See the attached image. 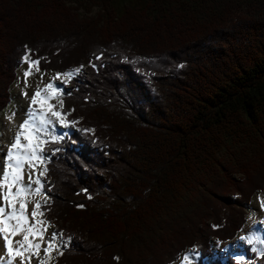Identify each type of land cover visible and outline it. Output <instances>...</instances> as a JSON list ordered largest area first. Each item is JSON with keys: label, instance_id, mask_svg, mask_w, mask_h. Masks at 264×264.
<instances>
[{"label": "trees", "instance_id": "16d2710c", "mask_svg": "<svg viewBox=\"0 0 264 264\" xmlns=\"http://www.w3.org/2000/svg\"><path fill=\"white\" fill-rule=\"evenodd\" d=\"M28 51L84 67L77 129L46 145L56 264H205L238 236L264 190V0H0V114ZM246 253L211 264H264Z\"/></svg>", "mask_w": 264, "mask_h": 264}, {"label": "snow or ice", "instance_id": "6c2138e0", "mask_svg": "<svg viewBox=\"0 0 264 264\" xmlns=\"http://www.w3.org/2000/svg\"><path fill=\"white\" fill-rule=\"evenodd\" d=\"M24 60L39 71V61H32L28 56H25ZM82 67L83 65L58 76L71 77L79 73ZM29 75H32V69L25 72V76ZM60 95L62 92L52 82L33 93L27 118L13 133L3 157V164H0V252L6 253V256H0V264H16L17 260L19 264H31L33 258L37 259V264H45V260L40 258L41 252L49 258L52 252L63 255V249L70 242L71 238L65 240L63 233L48 234L47 227L51 225L42 226L46 222L38 218L44 215L41 208L47 203L44 182L41 179L48 171L46 164L50 160V157L44 155L45 145L59 143L64 138L63 134H52V128L57 123L66 127L77 123L66 120V114L60 110L63 101L59 104L50 102L58 99ZM36 105L40 107L37 108ZM56 151L59 149H53V152ZM25 197L32 199L27 200ZM28 203L33 204L31 212L27 210ZM261 203L264 205V199ZM17 235H20L21 239L14 241L13 237ZM196 256L198 253L193 249L183 255L182 260L192 264ZM239 259L242 260L243 257Z\"/></svg>", "mask_w": 264, "mask_h": 264}, {"label": "rangeland", "instance_id": "374dc122", "mask_svg": "<svg viewBox=\"0 0 264 264\" xmlns=\"http://www.w3.org/2000/svg\"><path fill=\"white\" fill-rule=\"evenodd\" d=\"M97 11H98V7L97 6L93 7L92 10H85L83 8H79V10H77V12L80 14V17H82V18L93 17V16H95L97 14ZM25 56H29L30 60H32V61H39L38 59H33L31 57L29 51H28V53ZM24 57H23V59H22V61L20 63L19 68L17 69L16 80H15V82H14V84L12 86V90H11V101H10L9 105L6 107V109L0 114V134H2L3 127L5 125L6 120L9 118V116L12 115V114H15L16 116L18 115V107H19V95H18V93L22 92V90L25 89L24 82L26 81V77H25L23 72L26 70L27 65L29 64L28 63L24 67V69L22 68V64L24 62ZM38 67H39V71H35V73H34L35 79H38L40 77L43 78L45 76L52 75V74H57V73H66L68 71H73V70H75L77 68H80V66H77V67L69 69V70H67L65 72H59V71H45V70H42L41 67H40V63L38 65ZM82 74H84V67H82V69H81V71L79 73L73 75L71 80L68 82L66 88L62 91V95H61V98L59 99V102L63 101V98L66 95H68L69 90L72 88L71 86L68 87L70 85V82L71 81H76V82L79 81L81 76H82ZM62 111H63V104H62ZM63 113L66 114V120L67 121H73L68 116L69 113H66L64 111H63ZM67 127H68V129L63 130L62 132L59 133V135L60 134H63V136L70 135L73 131H75L77 129L75 124H71V125H69ZM90 131H92V129H90ZM44 153L46 154V156L50 157V160L46 164V167L48 169V164L51 162V156H52L53 152L49 153L48 151H46V145H45ZM46 175H47V173L44 176V183H45ZM260 194L264 195V190L261 191V192H258L254 196L252 203L245 207V210L247 211V222L244 225V227L242 228L241 232L238 234V236L235 239L230 240V241H219L217 239H213L212 240L213 254L208 258V260H206L205 264H211V263H214V262H216L218 260H221L222 262L225 263L229 257H234L239 262H246V260H247L246 259V256H247L246 247L250 248V250L254 251L258 256H260L262 253H264V242H262L260 240H258V241H254L253 240V241L247 242L243 246L239 245L236 250H231L230 252L227 249H226L227 251L219 252V249H218L219 247L225 248L227 246V244L236 241L241 236V234L246 230L248 225L251 223V218H254L257 222H259L258 223L259 228L257 230H260L263 227V223L262 222L264 220V213H261L255 207V205L257 204V197ZM47 200H48V202H47L46 205H44V207L48 206L51 203V198H50L48 193H47ZM44 211H45L46 226L48 224L51 225L50 227H47L48 231L62 233V232H59V230L57 229L55 224L52 222V220H51V218H50V216L48 214V211L45 208H44ZM63 237H64L65 240H68L67 238H65V236H63ZM190 250H193V249H187L184 252H182L180 257L175 262H173L172 264L177 263L179 261V259L181 258L182 254L187 252V251H190ZM194 250L196 251V249H194ZM59 256H60V254L57 253L56 257L53 259V264H56L57 259H58ZM240 257H243V259L242 260L239 259ZM40 258L44 259V260L46 259L44 254L41 255ZM199 258H200V253H199L198 259L193 261L192 264L197 263Z\"/></svg>", "mask_w": 264, "mask_h": 264}, {"label": "bare ground", "instance_id": "6f19581e", "mask_svg": "<svg viewBox=\"0 0 264 264\" xmlns=\"http://www.w3.org/2000/svg\"><path fill=\"white\" fill-rule=\"evenodd\" d=\"M29 57V56H28ZM29 62H26L24 60L23 64H22V68L24 69V67L28 64ZM29 69H32V75L29 76H25L26 77V81L24 82L25 85V89L22 90V92H19V107H18V115L16 116L15 114H12L9 116V118L6 120L5 125L3 127L2 130V134H0V164H3V157L8 149V146L10 144V141L12 139L13 133L17 130L18 126L20 125V123L27 118V110H29L30 108V99L33 95V93L38 89H42L45 87L46 84H48L49 82H52L54 85H56L60 91L62 92L68 82L71 80V77L68 76H64V75H60L58 76V74H64V73H57V74H52V75H48L45 77H40L38 79H35V69L33 68V65L31 63H29L27 65L26 70L23 72L25 75V72L28 71ZM70 72V71H68ZM67 73V72H66ZM28 77V78H27ZM24 93H27V95H24ZM61 98V95L58 97V99H54L52 101H50L53 104H58L59 103V99ZM35 107L39 108L40 105H36ZM46 107V105H45ZM62 111V106L61 109ZM63 112V111H62ZM68 129V127L64 126V125H60V124H56L54 128H52V134L53 135H59L60 132H62L63 130ZM44 155L46 156V154L44 153ZM44 165H41V167H43ZM45 176V175H44ZM44 176L41 178L44 182ZM25 182H27V175H25L24 177ZM46 192V196H47V191ZM44 197H36V199H43ZM25 199L27 200H31L32 197H25ZM264 199V195L260 194L257 197V204L255 205V207L261 212L264 213V205H262L261 200ZM48 202V200H47ZM47 204V203H46ZM45 204V205H46ZM33 208V204L32 203H28L27 204V210L29 212L32 211ZM41 211L44 213V215L42 217H38L39 219L45 221V211H44V206L41 208ZM259 222H257L254 218H251V223L248 225V227L246 228V230L241 234V236L234 242H231L229 244H227V246L225 248L219 247V252H224V251H231V250H236L237 247L239 245L243 246L245 245L247 242L250 241H264V220H263V227L260 230H257L259 228L258 225ZM42 226H46L42 225ZM48 234H51L52 231H48ZM241 237H246L248 239H241ZM21 236L17 235L15 237H13V240H20ZM227 249V250H226ZM190 251H187L185 253L182 254L186 255L188 254ZM197 252V251H196ZM198 253V252H197ZM41 255H43V252L40 253V257ZM57 252H52L50 254V258L49 257H45V264H53V259L56 257ZM0 256H6V253L4 252H0ZM182 256L179 259V261L175 264H188L187 261H183L182 260ZM199 257V253L198 256H196L195 260L198 259ZM193 260V261H195ZM193 263V262H192ZM16 264H19V260H17ZM31 264H37V259L33 258L31 261Z\"/></svg>", "mask_w": 264, "mask_h": 264}]
</instances>
